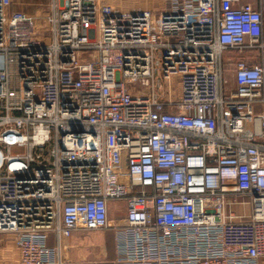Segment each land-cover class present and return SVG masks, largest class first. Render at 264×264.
<instances>
[{
  "label": "built area",
  "instance_id": "2783aa9c",
  "mask_svg": "<svg viewBox=\"0 0 264 264\" xmlns=\"http://www.w3.org/2000/svg\"><path fill=\"white\" fill-rule=\"evenodd\" d=\"M6 233L17 264H260L264 0H0Z\"/></svg>",
  "mask_w": 264,
  "mask_h": 264
},
{
  "label": "rangeland",
  "instance_id": "374dc122",
  "mask_svg": "<svg viewBox=\"0 0 264 264\" xmlns=\"http://www.w3.org/2000/svg\"><path fill=\"white\" fill-rule=\"evenodd\" d=\"M21 1L23 3V0ZM25 1H27L25 2L27 4H24L22 8L25 11L32 12L35 9V3L42 0ZM157 7L161 9L160 6ZM115 203L116 202H111V216L113 219L125 214V211H123L124 202L118 201L116 204ZM120 209L121 212H119ZM233 209L236 211L242 210V208L237 205H235ZM106 240L107 243H105ZM70 244L72 245V250H70L69 253L72 258L75 259L96 260L109 256L114 257L115 230L106 229L100 232L77 231L74 232ZM70 255H68V257ZM18 258L19 251L16 245V237L12 233L0 234V264H17ZM261 264H264V261H262Z\"/></svg>",
  "mask_w": 264,
  "mask_h": 264
},
{
  "label": "crops",
  "instance_id": "0c3cea01",
  "mask_svg": "<svg viewBox=\"0 0 264 264\" xmlns=\"http://www.w3.org/2000/svg\"><path fill=\"white\" fill-rule=\"evenodd\" d=\"M25 2H27V1H25V0H23V3H22V1L21 0H13V7H15V8H18V9H23L22 7H24V4L26 5L27 3H25ZM27 11V10H26ZM111 207H112V204H111ZM105 243H107V240H106V242ZM106 245V244H105ZM108 245V244H107ZM109 246V245H108ZM71 256V255H70ZM72 257V256H71ZM109 257H112V256H109ZM262 261H264V259L262 260ZM262 261L260 262V264L262 263Z\"/></svg>",
  "mask_w": 264,
  "mask_h": 264
}]
</instances>
